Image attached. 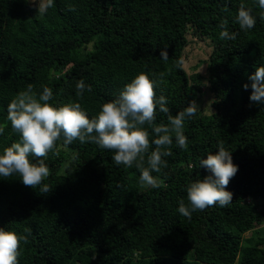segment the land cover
Listing matches in <instances>:
<instances>
[{"label":"trees","instance_id":"obj_1","mask_svg":"<svg viewBox=\"0 0 264 264\" xmlns=\"http://www.w3.org/2000/svg\"><path fill=\"white\" fill-rule=\"evenodd\" d=\"M241 4L256 18L250 30L235 20ZM261 13L258 0H53L41 16L25 0H0V125L7 124L0 154L19 142L7 109L29 84L38 94L51 88L54 106L79 102L92 119L139 73L154 81L165 73L155 92L172 115L201 104L205 90L211 108L186 118V150L173 137L166 166L152 173L159 188L141 187L139 169L116 165L112 151L78 140L66 146L62 138L44 161L48 193L18 175L0 177V228L27 236L18 264H264V234L244 237L264 223V104L250 101L248 79L264 66ZM224 20L235 39H220ZM189 36L212 45L205 74L175 66L185 61ZM155 122L168 123L159 104ZM144 127L151 142L156 136ZM220 142L238 166L226 188L232 202L189 219L179 203L188 204L190 183L210 174L200 160Z\"/></svg>","mask_w":264,"mask_h":264},{"label":"clouds","instance_id":"obj_2","mask_svg":"<svg viewBox=\"0 0 264 264\" xmlns=\"http://www.w3.org/2000/svg\"><path fill=\"white\" fill-rule=\"evenodd\" d=\"M25 2L35 6L36 15L41 16L53 7V0ZM258 4L264 8V0H258ZM261 17L264 18V13ZM235 20L242 30H250L256 25L251 9H246L244 4L239 6ZM219 27L222 29L220 39H235V34L227 31V20L221 21ZM161 57L164 61L169 59L166 49L161 50ZM183 63V60H178L175 66L179 68ZM164 75L161 73L154 81L147 74L139 73L125 85L116 99L104 103L92 119L79 102L54 106L49 103L53 99L51 88L45 86L38 94L29 84L8 105L7 121L20 139L5 147L0 154V177L18 175L25 186L33 189L39 186L41 193H48L49 185L43 181L50 176V169L44 161L62 138L66 146L78 140L82 144L91 142L101 149L112 151V160L116 165L128 168L135 165L139 169L141 187L159 188L162 182L152 173H159L161 166H166L162 157L171 155L168 149L173 144V137L181 149L188 148L184 134L185 120L194 117L200 110L192 101L182 111L172 115L166 106V97L161 95L158 100L156 98L155 88L163 82ZM248 79L252 89L250 101L264 104V66L257 67ZM243 87L247 90L249 85ZM76 90V96L82 99L86 90L83 80L76 83ZM87 90L90 92L91 86H87ZM157 104L159 111L167 115V124L155 122ZM145 125L150 126L156 136L151 142ZM5 127L7 124L0 125V135ZM152 144L155 149L149 152ZM218 149L216 154H208L206 159L200 160V168L207 169L210 174L190 183L187 186L188 204L183 200L179 203L178 212L189 219L194 211L216 205L227 207L232 202L233 194L226 188L236 175L238 166L233 163L231 153L225 150L223 142ZM30 156L35 157L36 162ZM22 241L26 244L27 236L0 228V264H18Z\"/></svg>","mask_w":264,"mask_h":264},{"label":"rangeland","instance_id":"obj_3","mask_svg":"<svg viewBox=\"0 0 264 264\" xmlns=\"http://www.w3.org/2000/svg\"><path fill=\"white\" fill-rule=\"evenodd\" d=\"M190 44L185 50V61H184V67L187 70L188 74L191 76L196 73L205 74L206 73V63L205 61L210 54L212 50V45L209 40L203 41V40H193L191 36H189ZM206 89V88H205ZM203 101L200 104L197 103L198 106L202 108V110L207 109L210 110L209 107L210 103V95L205 90V94L203 96ZM260 233L264 234V223L260 225L257 229L254 231L247 232L244 237L245 240L252 238L254 233Z\"/></svg>","mask_w":264,"mask_h":264}]
</instances>
